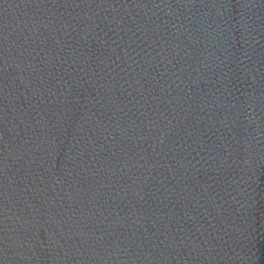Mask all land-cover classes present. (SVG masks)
<instances>
[{"label":"water","instance_id":"95a60500","mask_svg":"<svg viewBox=\"0 0 264 264\" xmlns=\"http://www.w3.org/2000/svg\"><path fill=\"white\" fill-rule=\"evenodd\" d=\"M0 264H264V0H0Z\"/></svg>","mask_w":264,"mask_h":264}]
</instances>
